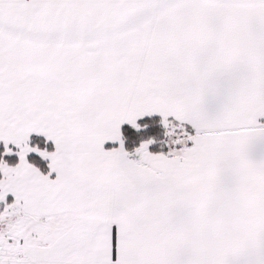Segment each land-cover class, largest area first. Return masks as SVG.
<instances>
[{"label":"snow or ice","instance_id":"snow-or-ice-1","mask_svg":"<svg viewBox=\"0 0 264 264\" xmlns=\"http://www.w3.org/2000/svg\"><path fill=\"white\" fill-rule=\"evenodd\" d=\"M0 264H264V0H0Z\"/></svg>","mask_w":264,"mask_h":264}]
</instances>
